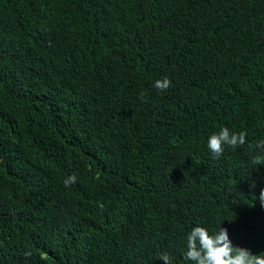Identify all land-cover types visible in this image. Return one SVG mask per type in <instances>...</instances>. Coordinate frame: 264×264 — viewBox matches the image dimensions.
Segmentation results:
<instances>
[{"label": "trees", "instance_id": "16d2710c", "mask_svg": "<svg viewBox=\"0 0 264 264\" xmlns=\"http://www.w3.org/2000/svg\"><path fill=\"white\" fill-rule=\"evenodd\" d=\"M0 264H264V0H0Z\"/></svg>", "mask_w": 264, "mask_h": 264}]
</instances>
